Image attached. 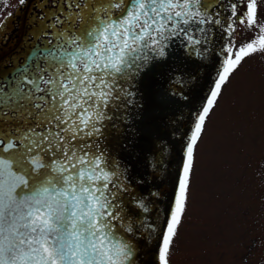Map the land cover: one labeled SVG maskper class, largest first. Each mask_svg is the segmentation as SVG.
Listing matches in <instances>:
<instances>
[{
  "label": "snow or ice",
  "instance_id": "snow-or-ice-1",
  "mask_svg": "<svg viewBox=\"0 0 264 264\" xmlns=\"http://www.w3.org/2000/svg\"><path fill=\"white\" fill-rule=\"evenodd\" d=\"M19 3L24 4L25 0ZM65 3L69 9L73 5L78 9L88 7L79 0ZM209 6L202 5L201 0H128L121 18L100 20L87 31V43L78 36H67L61 45L64 55L53 54L57 63L47 78V67H38L31 74L28 70L18 73L13 87L17 98L27 94L29 99L49 102L47 108L34 104L45 114L39 124H45L47 134L29 129L23 139L30 144L29 153L41 149L56 157L51 162L56 175L37 185L39 177L30 182L26 172L14 170V164L23 162L25 153L13 154L11 159L0 158V264H131V246L114 232L113 221L118 219V213L109 185L117 187L113 183V178L118 180L117 174L109 170L103 153H92L89 143L76 141L100 132L97 124L105 118L102 109L110 101L121 99V94L131 95L121 81L139 70L148 51L158 50L169 36L181 34L194 46L200 43L194 39V32H204L205 24L221 23L207 14ZM238 8L237 3L231 4L232 23L225 28L230 42L225 49L227 56L186 145L174 204L158 246V264H169L174 238L186 215L194 150L206 128L205 121L243 58L264 51V25L257 24V0H246L239 15ZM69 15L84 20L81 12ZM55 22L62 23L59 15H55ZM235 22L258 27L259 35L237 46L233 39ZM193 24L198 27L193 29ZM41 82L45 87H40ZM36 93L44 95L37 98ZM16 146L13 139L0 140V151L11 153ZM30 163L36 169L44 167L39 154L33 155Z\"/></svg>",
  "mask_w": 264,
  "mask_h": 264
},
{
  "label": "water",
  "instance_id": "water-1",
  "mask_svg": "<svg viewBox=\"0 0 264 264\" xmlns=\"http://www.w3.org/2000/svg\"><path fill=\"white\" fill-rule=\"evenodd\" d=\"M161 52L147 58L134 80L137 106L131 121L137 132L136 141L130 142L127 123L116 134L104 127L99 134L76 141L89 143L90 152L103 153L109 170H119L114 184L122 190L116 191L112 185L109 190L114 209L120 208L118 218L127 213L131 230L126 232L124 222L115 220L114 232L131 246V264H158V246L174 203L186 145L222 64L220 49L212 48L200 56L174 36L164 40ZM47 131L35 130L39 134ZM26 133L28 130L18 135L1 132L3 139L17 137L20 143L11 153L0 151V158L11 159L13 154L25 153L23 162L14 164V170L26 172L30 182L39 177V185L55 177L51 162L56 157L41 149L29 153L30 144L23 139ZM36 154L44 165L39 169L30 163Z\"/></svg>",
  "mask_w": 264,
  "mask_h": 264
},
{
  "label": "rangeland",
  "instance_id": "rangeland-1",
  "mask_svg": "<svg viewBox=\"0 0 264 264\" xmlns=\"http://www.w3.org/2000/svg\"><path fill=\"white\" fill-rule=\"evenodd\" d=\"M257 24L264 25V0ZM257 35L251 27L241 43ZM230 81L194 150L169 264H264V51L244 57Z\"/></svg>",
  "mask_w": 264,
  "mask_h": 264
},
{
  "label": "flooded vegetation",
  "instance_id": "flooded-vegetation-1",
  "mask_svg": "<svg viewBox=\"0 0 264 264\" xmlns=\"http://www.w3.org/2000/svg\"><path fill=\"white\" fill-rule=\"evenodd\" d=\"M79 2L88 7L78 9L73 5L69 9L65 0H25L24 4H20L19 0H0V20L3 21L0 24V85L3 86V91H0V101H5L0 104V133L18 135L22 130L47 129L45 124H39V121L45 119V114L35 108L34 104L39 103L42 108H47L49 102L29 99L27 94L17 98L13 93L14 78L25 70H28L30 74L34 73L38 67L48 68V71L44 73L47 78L51 74L53 65L57 63L53 59V54L64 55L61 45L64 44L67 36H78L81 42L87 43L90 39L86 34L87 31L96 27L100 20L121 18L122 10L128 0H79ZM233 2L239 5V15L244 11L246 0H201L202 5H210L206 9L207 14L212 16L213 20L219 19L221 23L205 24L202 26L205 29L204 32H194V39H198L200 43L193 46L182 34L174 37L192 46L200 56H205L212 48L220 49L222 67L227 56L225 49L230 46L225 28L228 23H232L230 17ZM259 2L260 0H257L258 8ZM117 4L120 6L116 7ZM70 12H81L84 20L75 16L70 17ZM8 13L11 15L9 16ZM54 14L59 15L62 23L55 22ZM190 27L196 29L198 25L193 24ZM234 27L236 31L233 33V39L239 46L249 27L246 23L242 25L239 22H235ZM163 42L164 40L158 46V50L148 51L147 58L160 55ZM68 51L72 49L69 48ZM147 58L141 62L139 70L131 78L121 81L123 87L131 95L121 94V99L110 101L108 106L102 109L105 118L97 124L100 131L106 127L112 134H116L124 123H127L130 142L136 141L137 132L131 121L136 116L137 106L134 96V80ZM40 87L43 88L45 85L41 82ZM42 95L44 93H36L37 98ZM11 139L16 142V145L20 143V138L12 137ZM0 140H3L1 136ZM114 171L116 174L119 172V170ZM115 182L113 178V183ZM114 189L121 191L122 187L117 185ZM114 210L119 211V216L121 215L120 208ZM118 219L117 222H124V230L128 232L129 215L124 213V216Z\"/></svg>",
  "mask_w": 264,
  "mask_h": 264
},
{
  "label": "bare ground",
  "instance_id": "bare-ground-1",
  "mask_svg": "<svg viewBox=\"0 0 264 264\" xmlns=\"http://www.w3.org/2000/svg\"><path fill=\"white\" fill-rule=\"evenodd\" d=\"M117 235V234H116Z\"/></svg>",
  "mask_w": 264,
  "mask_h": 264
}]
</instances>
